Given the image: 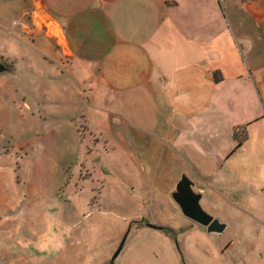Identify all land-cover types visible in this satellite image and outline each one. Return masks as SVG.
Segmentation results:
<instances>
[{
    "label": "crops",
    "instance_id": "obj_1",
    "mask_svg": "<svg viewBox=\"0 0 264 264\" xmlns=\"http://www.w3.org/2000/svg\"><path fill=\"white\" fill-rule=\"evenodd\" d=\"M24 1L49 70L37 112L12 104L16 141L1 120L19 159L0 155V264L105 261L143 221L186 261L233 244L235 264H264V0ZM77 114L96 143L78 138L82 166H61L58 125ZM188 180L222 232L184 214Z\"/></svg>",
    "mask_w": 264,
    "mask_h": 264
},
{
    "label": "rangeland",
    "instance_id": "obj_2",
    "mask_svg": "<svg viewBox=\"0 0 264 264\" xmlns=\"http://www.w3.org/2000/svg\"><path fill=\"white\" fill-rule=\"evenodd\" d=\"M18 4L21 7H18ZM24 8L26 13H23ZM30 11V5L24 0H0V64L3 65V70L0 71V134L3 135L1 131L3 115L9 113L12 117V128L6 129L4 133L6 140L11 143L17 140L18 129L20 128L19 115H16L17 110H14L12 104L18 106L22 115L24 112H37L38 108L33 104H36V95L39 94L38 88L43 81L40 74L49 70L40 57L39 46L32 44L35 35L30 21ZM44 89L51 88L46 87ZM65 118L67 122L59 124L58 131L63 137V147L66 149L70 147L71 153L68 159L65 156L59 157L58 162L61 166L68 164L69 167H76V165L79 167L83 164L82 159L76 153L77 149L81 147L79 139L85 142L90 140L93 144L96 143L95 138L97 137L93 139L91 136L88 137L86 132L89 133V126L85 124L82 114L66 116ZM7 145H0V155L11 153L8 151V149H12L11 144L8 143ZM11 155L14 159H19V152H12ZM60 178L61 173L59 172L58 180ZM145 223L147 222H129L120 238L121 242L122 238L125 237L117 256L113 258L115 248L108 259L91 264H235V247L233 244L219 253L206 252L203 248L201 251L195 246H190L189 252L193 255L191 259L186 261L179 248L175 233L170 235L162 231V235L158 230L151 229L152 227L148 225L143 226L146 225ZM78 224L79 222H75L74 226H78ZM232 228V225L229 226L218 236L227 238L232 234ZM252 254L251 252L249 255L250 262L247 261V263L260 264L253 259ZM75 255L74 262H77L78 256ZM39 264H49V260L41 257Z\"/></svg>",
    "mask_w": 264,
    "mask_h": 264
},
{
    "label": "water",
    "instance_id": "obj_3",
    "mask_svg": "<svg viewBox=\"0 0 264 264\" xmlns=\"http://www.w3.org/2000/svg\"><path fill=\"white\" fill-rule=\"evenodd\" d=\"M3 70V65L0 64V71ZM187 184H185L182 188V194L180 197L177 198V201L183 210L184 214L197 224H200L201 226L205 227L207 232L209 233H220L224 230L225 224L218 221L215 218H212L209 214H207L205 211L202 210L200 207L198 200L199 195H194L193 191L190 187L191 182L188 180L186 181ZM146 225L157 228L155 225H151L147 223ZM125 237L122 238L120 244L116 248L113 258L117 256V254L120 252ZM112 258V259H113Z\"/></svg>",
    "mask_w": 264,
    "mask_h": 264
},
{
    "label": "trees",
    "instance_id": "obj_4",
    "mask_svg": "<svg viewBox=\"0 0 264 264\" xmlns=\"http://www.w3.org/2000/svg\"><path fill=\"white\" fill-rule=\"evenodd\" d=\"M242 139H238V143L241 142ZM159 229H161L162 231L166 232V233H169L170 235H174V232L169 229V228H166V227H158Z\"/></svg>",
    "mask_w": 264,
    "mask_h": 264
}]
</instances>
